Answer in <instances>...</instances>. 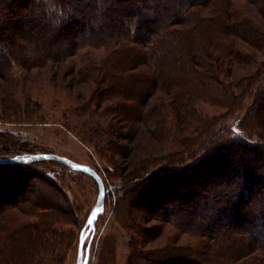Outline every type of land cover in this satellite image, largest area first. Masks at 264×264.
<instances>
[{"label":"trees","instance_id":"trees-1","mask_svg":"<svg viewBox=\"0 0 264 264\" xmlns=\"http://www.w3.org/2000/svg\"><path fill=\"white\" fill-rule=\"evenodd\" d=\"M11 1L0 0V17L7 22L0 24V52L6 53L0 54V75H8L11 64L29 70L63 62L82 49L104 48L97 58L82 54L77 75L101 79L97 96L115 102L109 110L124 125L102 128L100 136L80 131L85 141L98 153L104 148L122 154L125 144L110 138L100 147L101 137L135 138L142 132L139 123H150L151 137L167 148L155 154L144 147L146 152L130 161L125 176L136 181L123 186L118 209L135 224L130 228L146 237L158 234L162 225L148 232L140 216L169 221L193 242L178 244L172 238L158 247L133 244L128 264H264V19L236 0H21L20 14L3 11ZM248 1L264 18V0ZM240 67L255 68L239 73ZM207 105L222 111L210 114ZM241 112L233 125L230 120ZM136 149H142L140 142L129 154ZM23 153L34 152L15 154ZM163 162L169 169L151 171ZM164 179L175 183L156 185ZM191 181L200 192L190 189L183 200L196 199L195 207L205 202L201 211L185 214L160 205L173 203L167 198L174 185ZM42 185L49 190L41 197L59 195L46 181ZM141 198L162 207L144 209ZM26 201L38 203L15 199L4 209L39 212V205L26 208ZM42 216L40 223L15 225L9 246L0 248V264L8 254L15 264L37 254L36 237L53 232L52 217Z\"/></svg>","mask_w":264,"mask_h":264},{"label":"rangeland","instance_id":"rangeland-1","mask_svg":"<svg viewBox=\"0 0 264 264\" xmlns=\"http://www.w3.org/2000/svg\"><path fill=\"white\" fill-rule=\"evenodd\" d=\"M236 1L244 7H249L248 9H251L250 11L259 20L264 19L256 11V5L248 0ZM23 3L21 0L11 1L7 5L8 8H3V11L7 13L19 11L20 14ZM26 5L29 4L26 3ZM84 9L91 10L88 5ZM27 17L31 19L30 16ZM0 24H7V22L0 17ZM15 26L10 25V29L16 32ZM24 26L25 24L21 28ZM245 46L248 49L246 44ZM88 52L97 58L104 55L106 51L104 48H86L63 62L48 61L44 65L35 66L29 70L17 63L11 64L10 70L8 69L9 74L0 75V156H13L25 150L34 153L52 152L89 164L103 176L106 186V205L104 211L98 216L93 232L91 231L92 233L85 241V248L88 244L90 245L88 264H128L133 244L139 247H158L172 238L178 244H191L193 237L176 228L169 221L158 218L144 220L140 216L138 222L145 228H149L148 232L155 226L162 225V230L158 234H153L151 237L147 234L146 237L138 230H132L130 226L135 224L130 218L126 219L123 212L118 209L119 196L124 193L123 186L126 185L125 188H127L129 183L135 180V177L126 178L125 176L130 161L144 154L146 152L144 147L147 148L146 150L151 149L155 154L164 153L167 148L163 142L151 137L148 132L150 123L147 125L139 123L142 132L135 138L123 137L126 135L101 137L100 147H104L110 138H113L116 143L125 144L128 150L123 149L122 154L112 153L104 148H101L98 153L92 144L85 141L80 131L100 136L102 128L111 125L116 129L118 124L124 125L123 122H118L119 120L114 117L115 114L109 110L115 102L109 99L101 101L97 96L102 84L101 79L98 83L96 78L87 79L85 76V79L81 80V77L77 75V70L82 65L81 55ZM0 54L4 56L6 53L0 52ZM260 58H264V52L260 53ZM253 68L240 67L239 73H249ZM251 100L250 98L247 101L249 105ZM221 111L222 109L218 107L206 106V112L210 114ZM244 114L245 112H241L230 122L238 125V119ZM138 142L142 145L140 152L136 149V153L129 154V149L134 150ZM1 164L4 165H0V181H2L0 185V248L9 246L6 241L10 242L8 236L16 224L40 223L42 215L48 214L52 217L53 232L48 231L36 237L39 238L40 244L33 249V254L37 252V256L26 259L28 260L26 264H77L80 239L87 231V221L98 197L99 186L96 179L87 172L76 170L56 159L35 160L27 165H20L25 163ZM164 164V162L157 164L151 171L169 169ZM260 171L264 172V167H261ZM111 172L115 174L112 175ZM44 181L50 184L60 196L54 195L48 198L47 195H42L41 197V191L49 190L42 185ZM169 182L175 183L173 179L171 181L164 179L156 185L161 188ZM174 188V192L169 194L172 198H167L173 203L167 204L168 200H163L159 201L160 205L185 214L189 213V210L201 211L199 208H202L205 202L200 203V207H195L196 199L195 201L183 200L184 194L188 191L192 194L190 189H194L197 194L200 192L193 181L179 186L176 184ZM6 189L11 192L9 193ZM257 194V192L254 194L255 198ZM133 195L136 197L137 194ZM26 198L30 202L32 200V202H38L36 205H31L26 201L23 203L26 208L39 205V212L35 214L30 213L29 209L13 207L6 212V205L9 204L7 202ZM48 203L53 206L49 207L51 205ZM138 204L144 209H146L145 205L152 210H159L162 207L158 204H150L142 198ZM1 253L2 257L6 254L4 250H1ZM4 258L7 260L5 259L3 264L13 263L15 262L13 259H16L10 254Z\"/></svg>","mask_w":264,"mask_h":264},{"label":"water","instance_id":"water-1","mask_svg":"<svg viewBox=\"0 0 264 264\" xmlns=\"http://www.w3.org/2000/svg\"><path fill=\"white\" fill-rule=\"evenodd\" d=\"M40 159H56L61 162H64L65 164L69 165L70 167L76 170L87 172L92 177H94L98 183L99 186L98 197L88 218V219H92L93 223L91 224V226L88 225L86 233L82 235L84 238H82L81 236L79 250H78V258H77V264H88L90 257L89 256L90 245L88 244L86 248L84 245L86 238L90 233L93 232L95 228V224L99 214L105 209L106 186L104 179L101 176V174L91 165L83 164L67 156L52 152H38V153L21 154V155H13V156H0V163H29Z\"/></svg>","mask_w":264,"mask_h":264},{"label":"snow or ice","instance_id":"snow-or-ice-1","mask_svg":"<svg viewBox=\"0 0 264 264\" xmlns=\"http://www.w3.org/2000/svg\"><path fill=\"white\" fill-rule=\"evenodd\" d=\"M87 223L89 226H91V224L93 223L92 219H88ZM82 238H84V237L82 236Z\"/></svg>","mask_w":264,"mask_h":264}]
</instances>
